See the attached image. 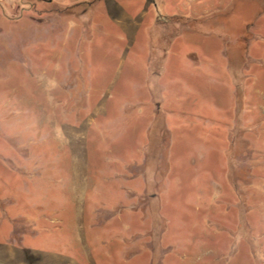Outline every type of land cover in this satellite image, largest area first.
I'll return each mask as SVG.
<instances>
[{
    "label": "rangeland",
    "instance_id": "374dc122",
    "mask_svg": "<svg viewBox=\"0 0 264 264\" xmlns=\"http://www.w3.org/2000/svg\"><path fill=\"white\" fill-rule=\"evenodd\" d=\"M0 264H264V0H0Z\"/></svg>",
    "mask_w": 264,
    "mask_h": 264
},
{
    "label": "trees",
    "instance_id": "16d2710c",
    "mask_svg": "<svg viewBox=\"0 0 264 264\" xmlns=\"http://www.w3.org/2000/svg\"><path fill=\"white\" fill-rule=\"evenodd\" d=\"M171 20H173L174 22H178V23H180V24H185V25H187V26H190V27H192L193 29L196 27L194 24H196V23H193V22H190V21H183V19L181 18V17H173Z\"/></svg>",
    "mask_w": 264,
    "mask_h": 264
}]
</instances>
